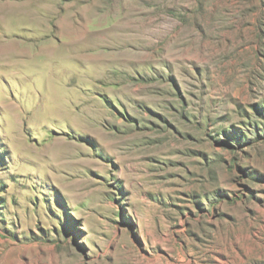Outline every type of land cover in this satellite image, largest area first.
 Segmentation results:
<instances>
[{
  "label": "rangeland",
  "instance_id": "rangeland-1",
  "mask_svg": "<svg viewBox=\"0 0 264 264\" xmlns=\"http://www.w3.org/2000/svg\"><path fill=\"white\" fill-rule=\"evenodd\" d=\"M0 3V264H264V0Z\"/></svg>",
  "mask_w": 264,
  "mask_h": 264
},
{
  "label": "bare ground",
  "instance_id": "bare-ground-1",
  "mask_svg": "<svg viewBox=\"0 0 264 264\" xmlns=\"http://www.w3.org/2000/svg\"><path fill=\"white\" fill-rule=\"evenodd\" d=\"M1 4V3H0ZM3 5L1 4L0 5V18L2 17H4V15H5V10H6V8H5V6L4 7H2ZM11 51V52H10ZM7 52V51H6ZM47 52V51H46ZM43 53H44V51H43ZM7 54L9 55V56H13V54H14V52H12V49H10L8 52H7ZM51 56H52V53L51 52H47L46 53V57H48V59H51Z\"/></svg>",
  "mask_w": 264,
  "mask_h": 264
}]
</instances>
